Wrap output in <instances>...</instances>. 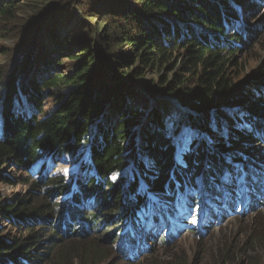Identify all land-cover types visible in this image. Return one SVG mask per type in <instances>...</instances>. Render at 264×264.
Here are the masks:
<instances>
[{
	"label": "trees",
	"instance_id": "16d2710c",
	"mask_svg": "<svg viewBox=\"0 0 264 264\" xmlns=\"http://www.w3.org/2000/svg\"><path fill=\"white\" fill-rule=\"evenodd\" d=\"M23 1L0 0V40L23 34L17 54L0 63V170L12 163L25 175L39 163L47 166L66 157L80 165L70 174L24 176L20 183L33 187L28 196L0 203L10 227L26 233L17 238L0 226V264H103L113 247L126 264H145L148 259L132 262L151 252L155 242L149 225L140 221L142 209H158L151 213L153 221L165 227L168 234L161 240L169 243L182 227V208L190 216L196 209L193 230L210 218L203 208L208 190L217 197L216 219L223 216L219 204L239 206V189H253L248 192L253 208L264 205L259 154L247 160L243 172L227 160H240L230 150L241 141L264 143V69L254 74V88L228 77V64L242 50L237 41L246 37L241 29L247 14L236 9L244 8L245 0H25L31 2L30 15L22 20ZM79 12L85 19L63 36L60 25ZM20 23L21 28H12ZM48 42L53 46L48 48ZM125 45L129 51H123ZM182 51L195 79L191 91L177 92L183 80L175 89L144 86L176 96L194 112L187 119L199 134L212 139L195 138L185 148L183 164L176 160L162 111L152 105L157 95L138 91L135 84L142 77L136 71L119 70L137 61L159 67ZM62 58L68 63L60 70ZM48 97L54 101L51 110ZM159 103L169 105L161 98ZM234 105L246 109L244 118L231 113ZM137 170L147 179V189L141 188ZM235 176L245 185L237 186ZM152 195L166 198V206L154 203ZM101 227L106 236H95L88 250L82 239Z\"/></svg>",
	"mask_w": 264,
	"mask_h": 264
},
{
	"label": "rangeland",
	"instance_id": "374dc122",
	"mask_svg": "<svg viewBox=\"0 0 264 264\" xmlns=\"http://www.w3.org/2000/svg\"><path fill=\"white\" fill-rule=\"evenodd\" d=\"M23 4L24 6L20 7L19 15L22 17V20H26L29 17L28 15H30L28 6L31 5V2L26 3L24 0ZM25 6H27V8ZM236 9L243 15L244 12L247 14V18L245 19L244 17L243 19L244 28L241 29V32L243 31L246 33V37H243V40L237 41V44L242 47V50H238L237 53L234 54L232 61L228 64V77L231 80L233 79L241 87L250 86L254 88L253 86L256 84L254 83V74L264 69V0H245V7L238 8V6H236ZM81 19L85 18L79 12L70 23L64 22L60 25L62 35L64 36L69 31H76L75 26ZM18 26L21 28L22 23L15 24L12 28H19ZM28 28L30 29L31 27L28 26ZM21 35L23 36V34L12 33L9 36L7 35L8 37L0 40L1 48L9 50V52L5 54H2L0 51V63L8 64L14 53L17 54V50H14V48L17 47L18 42L21 40ZM43 40L46 42L47 38ZM47 46L50 48L53 45L48 42ZM129 50L130 46L125 45L123 51ZM120 52H122L121 49ZM186 58L187 54L182 51L175 54L170 62L160 65L159 67L147 66L139 61L132 63L130 68L122 67L123 64L119 65V70H122L121 72H129L128 74H130L132 70V72L136 71L140 74L142 81L135 84L139 92L142 94L149 92L157 95L158 99H153L152 105L154 107L159 106L162 111L161 113L165 119L167 129L170 131L174 143L176 144L175 152L178 153V150H181V155L176 153L180 158L178 159L176 156V160L182 164L184 163L183 152L186 147H191V143L195 138L199 139L203 137L204 140L208 142H211L212 139L209 134L205 132L201 135L199 134L200 132L194 128L192 121L187 119V113L194 114V112L188 106H183L176 96L164 95V88L161 90L152 89L148 91L144 84H155V86L157 83L159 85L169 84L175 89L176 86H178L179 80H183L184 83L179 85L177 92L181 91L185 93L191 91L194 87L195 79L190 78L192 71L185 62ZM62 60H64L63 63L59 66L57 65V69H66L65 63H68V60L65 58H62ZM119 70V75H123ZM124 75L123 78L127 80L128 76L126 74ZM159 98L169 102V105L159 103ZM47 103V110H51L54 106L53 98L48 97ZM237 106L238 105L231 106L229 109L235 117L241 116L242 119L247 111L244 107L237 108ZM221 107L226 109V104L222 103ZM142 110L144 113H147V115L149 114L148 108L143 107ZM245 123L246 121H243V124ZM178 129L179 131L176 132ZM196 130L197 132H194ZM233 138L235 137L233 136ZM230 153H234L236 156L241 157L240 160H232L231 156H228L227 160L229 163H231V161L233 162V165L236 166V170L240 169V172H243L249 158H254L253 156L259 154L260 160L264 161V143H253L251 140L241 141L239 145L230 150ZM256 160L257 159H255V161ZM79 165L80 164H69L68 158L66 157L56 163L49 162L47 166L39 163L32 173L24 175L15 165L8 163L0 170V203L7 199L18 200L28 196L29 191L33 190V187L29 186L27 183H20V180L24 176L30 175L33 178L44 174H47V176L70 174L73 173ZM41 172L42 174H40ZM135 173L140 178L141 188L147 189L148 182L144 174H142L143 172L137 170ZM5 177L8 178L10 183L4 181ZM238 178H236V176L234 177L237 182L236 185H245L246 181H242V179L239 180ZM200 179V177L197 178L196 183H199ZM233 185L231 190L236 188L234 183ZM239 191L242 194L240 207H243V212L240 210V207L233 209L228 204L226 205V203L219 204L217 200L223 216L221 219H216L213 213L217 212V210L216 207H214L213 200L215 201L217 197L211 194V190H208L207 194L209 196L205 197V208H207L210 218L205 219L196 230L192 229L193 222L199 217V215H196L195 218H193L194 214L197 213L196 209H194V212L191 213L190 216L186 213L188 210L182 208L179 214V223L182 227L177 236H174L173 239L167 237V239H171L169 243L163 242V239L161 240L162 237L165 238L168 234L165 227H160L163 225L156 224L153 221L151 213L157 212L158 209L154 210V207L152 208L149 206L146 209L140 210V221L145 226L149 225V235H154L153 239L155 242L151 252L147 254L142 253V255L139 254L132 262L138 263L139 261L148 259L149 261L147 260L145 264H264V205L253 208L250 203L243 204V198L246 195L244 190L239 189ZM250 191H253V189H248V192ZM199 192L201 194V190H199ZM151 197L154 203L162 204V207L166 206V198L161 200L156 195H152ZM251 199L254 204L253 197ZM166 201H171V199ZM170 222L171 219L169 220V223ZM0 226L3 227L5 233L9 231L11 234H17V238L26 234L20 232V230L17 232L13 227H10V221L2 214H0ZM158 227L160 228L158 229ZM99 229V233H94V235L91 234V236H86L85 239H82L85 240L84 245L88 247V250L95 245L93 240L95 236L99 235L98 237L102 239L106 236V228L101 227ZM125 230L127 231V228ZM43 239L45 240L47 238ZM99 243L108 246L107 242L106 244H104L103 241ZM43 246H46V244ZM122 246L123 248L126 247L125 245ZM42 248L43 247H40L37 253L40 252ZM111 253L112 256L110 259L106 260L103 264H126V259L122 257L117 249L113 247Z\"/></svg>",
	"mask_w": 264,
	"mask_h": 264
},
{
	"label": "bare ground",
	"instance_id": "6f19581e",
	"mask_svg": "<svg viewBox=\"0 0 264 264\" xmlns=\"http://www.w3.org/2000/svg\"><path fill=\"white\" fill-rule=\"evenodd\" d=\"M181 151V150H180ZM180 151L178 150V153H179V155H181V153H180ZM184 153V152H183ZM177 158L178 159H180L179 158V156L177 155ZM243 169V168H242ZM262 195L264 196V192L262 193ZM209 196V195H208ZM204 197H206V196H204ZM252 197H254V196H252ZM264 198V197H263ZM199 199V198H198ZM201 199V198H200ZM205 200V199H204ZM211 200V199H210ZM254 202H255V199H254ZM250 204L252 205V199H251V202H250ZM256 205V204H255ZM163 206V205H162ZM171 212V211H170ZM173 215V214H172ZM223 220V219H222ZM150 236H152V235H150ZM154 236V235H153ZM151 238V237H150Z\"/></svg>",
	"mask_w": 264,
	"mask_h": 264
},
{
	"label": "water",
	"instance_id": "95a60500",
	"mask_svg": "<svg viewBox=\"0 0 264 264\" xmlns=\"http://www.w3.org/2000/svg\"><path fill=\"white\" fill-rule=\"evenodd\" d=\"M177 153V152H176ZM178 154V153H177Z\"/></svg>",
	"mask_w": 264,
	"mask_h": 264
}]
</instances>
